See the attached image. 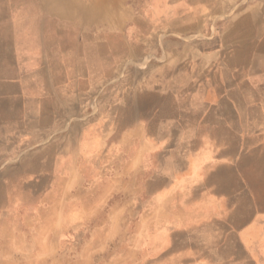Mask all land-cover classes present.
<instances>
[{"label": "crops", "instance_id": "obj_1", "mask_svg": "<svg viewBox=\"0 0 264 264\" xmlns=\"http://www.w3.org/2000/svg\"><path fill=\"white\" fill-rule=\"evenodd\" d=\"M152 1L154 11L168 13L167 23L141 19L129 28L127 9L125 22L114 20L112 12L122 11L127 0H114L113 6L105 0L79 3L78 12L89 13L79 23L57 21L75 15L68 0H26L12 14H0L9 22L0 23V204L15 202L17 188H31L32 175L39 187L49 186L42 181L53 172L61 181L51 186H79L74 172L80 158L104 152L111 134L106 111L100 117L73 113L93 105L96 69L106 77L112 61L117 66L133 58L151 61L135 103L120 99L118 105L135 108L134 119L126 112L119 119L131 120L130 132L141 139L137 164L150 143L152 186L183 187L185 202L202 209L189 213L193 264H264V211H256L251 190L264 187L263 2ZM229 6L237 12L233 23L203 22L204 13ZM96 9L109 23H95ZM176 12L185 13L183 23H176ZM49 13L56 15L55 23H49ZM161 43L168 44L162 51ZM176 57L184 61L179 68ZM161 59L167 62H157ZM169 106L183 109V131L150 138L147 124L160 122V109ZM241 187L254 197L242 225L236 222L239 207L230 206L239 205ZM3 210L0 206V264H15L16 248L29 231L17 230Z\"/></svg>", "mask_w": 264, "mask_h": 264}, {"label": "rangeland", "instance_id": "obj_2", "mask_svg": "<svg viewBox=\"0 0 264 264\" xmlns=\"http://www.w3.org/2000/svg\"><path fill=\"white\" fill-rule=\"evenodd\" d=\"M25 1L1 0L0 14L2 17L12 14L11 11ZM68 1L73 5L75 15L62 17V21L49 13V23H55V20L60 23L88 21L89 13H79L78 4L93 5L101 0ZM113 1L105 0L104 5L113 6ZM256 2H263L264 5V0ZM154 7L152 0H127L122 11L112 12V17L125 22L123 13L127 9L126 23L129 28L133 23H141V19L145 23H167L168 13L154 11ZM229 8L225 12L204 13L203 22L233 23L237 12ZM97 10L95 23H109L104 20V12ZM174 14L176 23L185 21V13ZM0 23H9L8 17ZM167 45L161 43V51ZM180 46V43L175 45L176 48ZM127 48L132 55L129 44ZM157 62L167 61L161 59ZM115 63L112 61L110 76L106 72L104 77V70L96 69L97 91L91 93L93 105L73 109L75 114L79 112V115L95 117L102 116L106 111L111 121V134L105 151L80 158L79 170L74 172V178H79V186H51L61 181L60 174L56 176L53 172V177L49 173L48 178L42 181L49 186L39 187L36 176L32 175L28 180L31 188H17L11 198L15 202L0 204L9 212L13 219L11 223H15L17 230L26 228L29 231L26 243L16 248L15 264L20 261L27 264H193L197 258L190 249L192 238L188 229L194 221L189 213L194 210L198 213L202 209L199 205L185 202L189 196L186 198L183 187L161 186L155 189L152 186L151 145H143L141 151H146L145 160L137 164L136 152L141 139L135 131L130 132V129L135 130L131 120L126 124L119 119L126 113L135 118V108L125 109L118 105L120 99L128 100L129 104L135 103L137 88L142 87L143 79L151 70V61L133 58L120 61L121 66ZM182 65L184 61L178 60L176 68ZM180 85L177 83L176 88ZM106 104L109 105L103 107ZM159 116L160 122H155L154 118V122L149 121L146 126L150 138L158 132L183 131V121L179 119L183 116L182 108H161ZM73 149L77 152L76 147ZM241 158L247 160L246 156ZM68 173L64 172V178L69 176ZM251 190L256 195V211H264V187ZM253 198L248 189L241 187L239 205H230L233 211L239 207L240 219L235 221L240 225L248 221L247 217L253 211ZM204 210L207 211L206 208Z\"/></svg>", "mask_w": 264, "mask_h": 264}]
</instances>
